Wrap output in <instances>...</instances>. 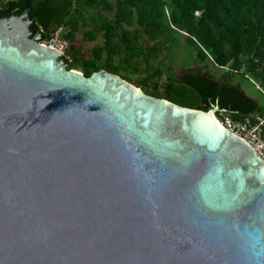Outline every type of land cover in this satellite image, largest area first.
Returning <instances> with one entry per match:
<instances>
[{"label":"water","instance_id":"1","mask_svg":"<svg viewBox=\"0 0 264 264\" xmlns=\"http://www.w3.org/2000/svg\"><path fill=\"white\" fill-rule=\"evenodd\" d=\"M30 10L0 18V264H264V160L225 109L69 69Z\"/></svg>","mask_w":264,"mask_h":264},{"label":"trees","instance_id":"2","mask_svg":"<svg viewBox=\"0 0 264 264\" xmlns=\"http://www.w3.org/2000/svg\"><path fill=\"white\" fill-rule=\"evenodd\" d=\"M0 5V18L15 9L19 15L27 0H0ZM90 7L100 10L86 18ZM104 11L114 12L115 17ZM30 17L32 36L41 33L42 40L49 39L60 25L72 29V42L82 25L87 27L90 41L104 35L103 43L95 46L89 57L81 49L68 50L72 58L66 60L68 68L80 66L87 76L102 69L116 74L126 69L123 78L129 80L130 71L143 63L149 67L164 49L184 36L204 66L187 67L176 74L164 94L155 84L151 95L205 111L218 104L235 119L264 114L263 93L254 96L241 82L253 77L264 86V0H31ZM142 33L147 44L141 41ZM160 65L153 73L161 70ZM151 75L139 78L136 85L146 88Z\"/></svg>","mask_w":264,"mask_h":264},{"label":"rangeland","instance_id":"3","mask_svg":"<svg viewBox=\"0 0 264 264\" xmlns=\"http://www.w3.org/2000/svg\"><path fill=\"white\" fill-rule=\"evenodd\" d=\"M99 10L100 8L98 7L87 8L86 18H90L92 14L98 13ZM104 13L109 15L111 18L115 17L114 12L104 11ZM86 30L87 27L82 25L79 31L77 32L76 40L73 43L77 44V49H81L82 54L84 56L89 57L93 53L94 47L97 45H101L103 43L104 35L99 34L97 39L90 41L86 37V33H85ZM141 35H142L141 41L144 44H147L148 38L144 33H142ZM116 62L117 63L119 62V58H117ZM158 63H161L160 65L161 70H157L156 73H153L156 71L155 69ZM202 66L204 65L202 61L199 59L195 48L189 45V43L187 42L184 36H181L177 43L171 44L169 48H166L161 52L158 58L152 60L151 65L149 67H146V63H143L141 67L138 66V69L136 71H130L129 72L130 79L129 80L126 79V80L136 85V82L139 80V78H145L149 74H152L151 79L149 80V85L146 88H142V91L146 92L147 94H150L149 92L151 90L156 89L155 84H158V88L156 90L164 94L167 83L176 74L182 73V71L187 67H202ZM212 68L216 73L218 74L222 73V69L217 67H212ZM77 70L82 71L80 66H78ZM125 71L126 69H123L121 74L118 75H120L123 78V76L126 73ZM241 82L248 92H250L254 96L261 97L262 95L261 92L255 87L254 84L251 83L249 79L243 78Z\"/></svg>","mask_w":264,"mask_h":264},{"label":"built area","instance_id":"4","mask_svg":"<svg viewBox=\"0 0 264 264\" xmlns=\"http://www.w3.org/2000/svg\"><path fill=\"white\" fill-rule=\"evenodd\" d=\"M71 33L72 29L68 25H60L54 29L49 39L42 40L41 42L67 54L73 43L70 39ZM224 68L226 70H232L230 66ZM247 76L250 77L249 75ZM250 80L264 95V87L261 83L253 77H250ZM220 113L221 116H218L220 124L244 140H247L264 160V114L257 115L255 119L249 116L243 119H235L226 110Z\"/></svg>","mask_w":264,"mask_h":264},{"label":"flooded vegetation","instance_id":"5","mask_svg":"<svg viewBox=\"0 0 264 264\" xmlns=\"http://www.w3.org/2000/svg\"><path fill=\"white\" fill-rule=\"evenodd\" d=\"M67 54H68V52H67ZM66 59H67V60H71L72 58H71L70 55H68V58H66ZM216 115H217V116H221V113H220V112H217Z\"/></svg>","mask_w":264,"mask_h":264},{"label":"bare ground","instance_id":"6","mask_svg":"<svg viewBox=\"0 0 264 264\" xmlns=\"http://www.w3.org/2000/svg\"><path fill=\"white\" fill-rule=\"evenodd\" d=\"M207 113H209V112H207ZM214 115V114H213ZM217 119V118H216ZM220 123V122H219Z\"/></svg>","mask_w":264,"mask_h":264},{"label":"crops","instance_id":"7","mask_svg":"<svg viewBox=\"0 0 264 264\" xmlns=\"http://www.w3.org/2000/svg\"><path fill=\"white\" fill-rule=\"evenodd\" d=\"M250 93V92H249ZM251 94V93H250Z\"/></svg>","mask_w":264,"mask_h":264}]
</instances>
